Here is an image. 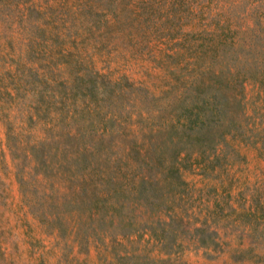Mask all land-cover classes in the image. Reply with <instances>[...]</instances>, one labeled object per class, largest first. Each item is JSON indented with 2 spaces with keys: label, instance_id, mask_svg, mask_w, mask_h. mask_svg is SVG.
Masks as SVG:
<instances>
[{
  "label": "rangeland",
  "instance_id": "obj_1",
  "mask_svg": "<svg viewBox=\"0 0 264 264\" xmlns=\"http://www.w3.org/2000/svg\"><path fill=\"white\" fill-rule=\"evenodd\" d=\"M49 57L66 62L59 74L124 76L121 115H145L120 117L77 160L95 191L82 198L52 173L20 185L33 171L6 147V122L23 119L22 91L4 93L13 63ZM212 91L215 128L197 139L167 124ZM139 157L163 172L149 182ZM173 159L184 183L165 172ZM0 252V264H264V0H0Z\"/></svg>",
  "mask_w": 264,
  "mask_h": 264
},
{
  "label": "trees",
  "instance_id": "obj_2",
  "mask_svg": "<svg viewBox=\"0 0 264 264\" xmlns=\"http://www.w3.org/2000/svg\"><path fill=\"white\" fill-rule=\"evenodd\" d=\"M44 62L43 65L35 61L13 63L16 79L10 85L11 89L4 93L9 99H14L22 91L20 97L24 99L18 110L23 114V119L16 126L6 122V147L12 157L22 158L18 170L20 174L27 166L33 171L26 172L28 180L23 176L18 177L20 185L33 186L37 176L43 180L52 173L62 180L64 187L70 188L68 191L72 195L82 198L85 194H94L95 191L90 178L92 172L78 173L77 160L97 148L100 142H97V137L101 134L111 130L120 132L121 128L114 125L120 117L129 127L142 120L145 115L140 109L121 115V104L118 101L121 93L118 86L120 81L126 82L124 76L110 79L105 73L85 67L75 72L66 68L68 71L65 74H59L58 65L66 64L65 61L49 57ZM39 69L41 72H38ZM24 70L27 71L26 74L22 73ZM127 85L131 86L128 83ZM222 102L221 95L212 91L200 96L196 103L170 109L174 112L169 110L165 121L169 125L179 124L183 132L187 135L193 132L194 138L198 139L201 131L211 130L219 124L225 110ZM145 114L148 115L149 112L146 111ZM157 116L152 115L150 118ZM36 125L41 132L38 137L31 134V129ZM98 129L100 134L97 135ZM83 132L88 133V141H79V135ZM94 134L97 135L95 138L92 136ZM92 138L95 140H91ZM139 158L141 159L134 160L135 167L145 168L149 182L157 172H163L161 157H156L157 163L154 165L149 159ZM174 159L165 172L172 175L178 183H184L180 178V160ZM174 163L178 166L174 167ZM156 165L161 166L159 170H156ZM143 180L141 175L138 182ZM114 186L118 187L115 183ZM48 189L55 190L52 186ZM111 190L114 188L101 189L100 193L106 195ZM49 212L51 214V211L41 209L38 216L44 220Z\"/></svg>",
  "mask_w": 264,
  "mask_h": 264
}]
</instances>
